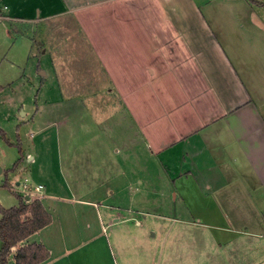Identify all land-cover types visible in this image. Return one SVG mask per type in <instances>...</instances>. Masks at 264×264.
Wrapping results in <instances>:
<instances>
[{"label": "crops", "instance_id": "crops-1", "mask_svg": "<svg viewBox=\"0 0 264 264\" xmlns=\"http://www.w3.org/2000/svg\"><path fill=\"white\" fill-rule=\"evenodd\" d=\"M0 129V206L52 216L7 264H264L263 5L0 0Z\"/></svg>", "mask_w": 264, "mask_h": 264}, {"label": "trees", "instance_id": "trees-1", "mask_svg": "<svg viewBox=\"0 0 264 264\" xmlns=\"http://www.w3.org/2000/svg\"><path fill=\"white\" fill-rule=\"evenodd\" d=\"M255 1V0H254ZM3 138L8 141L6 133L0 129ZM9 142V141H8ZM21 158L15 163L18 166L22 159V148L19 145ZM9 186V182H4ZM19 203L11 207L0 206V264H7L13 246L48 225L52 221L51 214L39 200L28 201L25 196L17 194ZM50 256V251L42 244L32 243L17 248L16 264H39Z\"/></svg>", "mask_w": 264, "mask_h": 264}, {"label": "rangeland", "instance_id": "rangeland-1", "mask_svg": "<svg viewBox=\"0 0 264 264\" xmlns=\"http://www.w3.org/2000/svg\"><path fill=\"white\" fill-rule=\"evenodd\" d=\"M250 1L252 3H254V4L263 5L264 6V3L261 0H255V1L254 0H250ZM59 28H60V30L58 32V36H57V39L55 40V43H59L60 49H64L65 50V49L75 48L77 51H80V50L81 51H86V50H88L85 42L83 40H79V37L78 38H74L75 40H73L72 38H67L66 36L63 37V35L65 33H67V31H68L67 27L62 26L60 24ZM65 37H66V40H63V38H65ZM15 154L19 155L18 150H17V153H15ZM9 194H10L11 197H13V195L10 192H9ZM13 199H14V197H13ZM12 206H14V205H12ZM9 207H11V206H9Z\"/></svg>", "mask_w": 264, "mask_h": 264}, {"label": "built area", "instance_id": "built-area-1", "mask_svg": "<svg viewBox=\"0 0 264 264\" xmlns=\"http://www.w3.org/2000/svg\"><path fill=\"white\" fill-rule=\"evenodd\" d=\"M42 186L41 185H39V186H37V189H40Z\"/></svg>", "mask_w": 264, "mask_h": 264}, {"label": "water", "instance_id": "water-1", "mask_svg": "<svg viewBox=\"0 0 264 264\" xmlns=\"http://www.w3.org/2000/svg\"><path fill=\"white\" fill-rule=\"evenodd\" d=\"M0 170H1V168H0Z\"/></svg>", "mask_w": 264, "mask_h": 264}]
</instances>
